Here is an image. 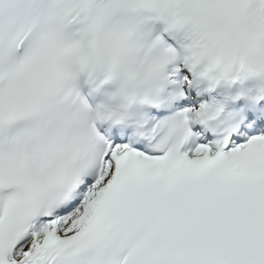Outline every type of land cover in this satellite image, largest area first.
Segmentation results:
<instances>
[{"label": "snow or ice", "instance_id": "snow-or-ice-1", "mask_svg": "<svg viewBox=\"0 0 264 264\" xmlns=\"http://www.w3.org/2000/svg\"><path fill=\"white\" fill-rule=\"evenodd\" d=\"M0 264H264V0H0Z\"/></svg>", "mask_w": 264, "mask_h": 264}]
</instances>
